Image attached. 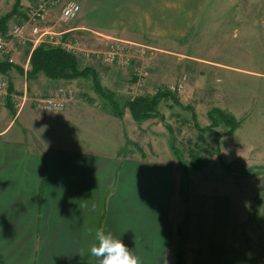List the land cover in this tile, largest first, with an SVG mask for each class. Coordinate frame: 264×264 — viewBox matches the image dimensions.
Listing matches in <instances>:
<instances>
[{
    "label": "crops",
    "instance_id": "obj_1",
    "mask_svg": "<svg viewBox=\"0 0 264 264\" xmlns=\"http://www.w3.org/2000/svg\"><path fill=\"white\" fill-rule=\"evenodd\" d=\"M36 1L21 0V12L8 28L26 20ZM77 1L76 19L60 22L59 10L50 15V38L77 45L81 66L94 68L100 80L110 78L112 88L130 69L107 70L95 51L121 41L152 49L151 55L159 50L162 58L175 51L197 19L196 0ZM47 40L27 32L10 40L0 57L23 70L0 73L9 81L0 109V264H99L89 253L94 239L89 228L121 239L142 264H173L178 254L184 264H264V199L245 198L225 180L201 183L211 188L188 191L183 203L178 162L123 151L121 141L113 152L102 150L96 131L104 125L106 134L118 133L110 128L109 109L78 94L90 80L26 78L33 49ZM62 85L78 90L76 101L59 116L39 117L32 97L48 96ZM84 119L99 126L79 133Z\"/></svg>",
    "mask_w": 264,
    "mask_h": 264
},
{
    "label": "rangeland",
    "instance_id": "obj_2",
    "mask_svg": "<svg viewBox=\"0 0 264 264\" xmlns=\"http://www.w3.org/2000/svg\"><path fill=\"white\" fill-rule=\"evenodd\" d=\"M15 1L0 0V16L8 13ZM196 4V24L178 47L175 46L173 53L162 58L159 50L154 55L149 54V57L145 55L140 58L135 54L138 63L132 61L127 67L131 71L121 73L123 78L116 79L117 83L113 88L110 85L111 79L106 76L101 79V84L105 88L111 87L108 89L115 93L121 105L138 95H153L159 89H170L177 100L193 106L201 127L210 125V109L220 108L239 121V127L232 135L222 136L219 142L216 140L215 131L223 135L228 130L221 123L215 130L205 132L203 143L196 144L199 131L192 120V110L184 109L172 100L161 102L158 109L161 118L154 117L140 123L132 118L128 109H125L123 118L114 115L108 103L95 93L91 83L84 87L85 93H78V90L76 92L85 96V99L96 102L103 110L109 109L113 114L110 113L114 117V122H111L114 125L110 128L116 130L117 137H114L112 130L106 134L104 125L101 132L96 131L97 137H101V142L105 144L102 150L113 152L121 141L123 151L157 154L176 163L178 159L172 147L182 153L187 169L184 170L177 163L181 175V180L177 183L178 188L181 183L180 192L182 198H185L183 203L188 191L196 188L205 191L211 188L209 184L201 183H222L225 180L229 181V188L237 190L241 196L263 200L264 0H196ZM110 45H106L107 48ZM106 46L101 50H106ZM101 64L107 70L124 66L103 61ZM135 65L143 66L147 71L146 79L139 87L131 86L134 83L132 71ZM34 98L31 101L39 117L61 115L38 112ZM3 101H7L6 96ZM14 105L21 106L17 102ZM23 120L24 117H21L18 125ZM79 124V133L86 132L89 126L91 130L99 126L86 119ZM122 133L126 136L125 140ZM217 143L220 147L218 155L229 166L219 160L216 154ZM198 147L202 149L200 153L204 156L208 154L203 151L205 149L213 153L210 164L202 171H194L189 158V151ZM250 149L254 152L247 155Z\"/></svg>",
    "mask_w": 264,
    "mask_h": 264
},
{
    "label": "trees",
    "instance_id": "obj_3",
    "mask_svg": "<svg viewBox=\"0 0 264 264\" xmlns=\"http://www.w3.org/2000/svg\"><path fill=\"white\" fill-rule=\"evenodd\" d=\"M21 0H16L11 11L0 17V33H6L8 31L9 21L16 15L20 14ZM30 68L26 71V78L28 80L36 79L39 74H44L46 77L52 80H73L78 78H83L85 80H90L93 85L95 93L106 101L113 112L119 118H123L125 109H128L132 115V118L136 122H143L144 120L162 117L159 114V106L164 100H172L173 103L182 105L184 109L192 110V120L199 131L197 138V143H203L205 141V132L213 131L221 123L228 127V130L222 135L215 131L216 140L219 142L222 136L232 135L239 127V121L232 115L228 114L220 108H212L208 112L209 119L211 121L210 125L206 127H201L197 122V116L192 105H185L181 101L175 98V94L170 89H159L153 95H138L127 100L124 105L117 100L115 93L105 88L101 84V80L97 71L88 66H81L77 56L72 52L67 51L61 46H52L47 43H40L36 46L30 56ZM16 68L19 73H23V70L17 68L16 65L9 61L0 62V73H7L9 68ZM163 119V118H162ZM172 151L178 159V163L183 167L184 170L187 169L183 163L182 153L172 147ZM216 154L219 153V143H217ZM202 149L195 148L189 151V158L191 168L194 171H202L210 164L212 152H208L206 149L203 150L207 152V155H202ZM177 153V154H176ZM219 160L225 166H229L223 162V159L218 155ZM249 172L251 170L247 169ZM173 264H184L183 256L181 254L177 255V259Z\"/></svg>",
    "mask_w": 264,
    "mask_h": 264
},
{
    "label": "built area",
    "instance_id": "obj_4",
    "mask_svg": "<svg viewBox=\"0 0 264 264\" xmlns=\"http://www.w3.org/2000/svg\"><path fill=\"white\" fill-rule=\"evenodd\" d=\"M59 10V21L68 23L77 18L81 12V5L77 0H37L30 8L26 10V20L21 23H15L8 28L6 33H0V57L5 56L8 51L10 40L15 38H23L29 32L31 35L37 36L39 39H48L46 42L52 46H61L69 52L77 55L80 48L77 45L63 46L53 38H50L52 33L48 27L50 15ZM153 50L144 46L128 45L124 42L117 41L101 53H98L103 62L108 64H121L124 66L131 65L132 61L138 63L135 57L143 58L145 55L151 54ZM92 52H88L87 57H90ZM13 62V59H9ZM133 77L135 81L133 87H139L144 83L147 75L145 67L135 65L133 69ZM9 81L0 74V107L6 104L3 101L4 96H8ZM77 92L70 85L58 86L48 96L38 97L35 100V106L38 112L43 114L62 113L66 111L70 103L76 101Z\"/></svg>",
    "mask_w": 264,
    "mask_h": 264
},
{
    "label": "clouds",
    "instance_id": "obj_5",
    "mask_svg": "<svg viewBox=\"0 0 264 264\" xmlns=\"http://www.w3.org/2000/svg\"><path fill=\"white\" fill-rule=\"evenodd\" d=\"M89 235L94 233L90 242L89 253L99 260V264H142L138 256L111 233H105L103 228L88 229Z\"/></svg>",
    "mask_w": 264,
    "mask_h": 264
}]
</instances>
